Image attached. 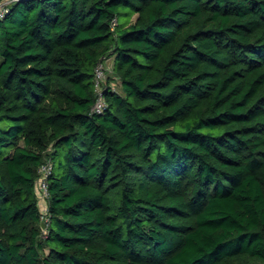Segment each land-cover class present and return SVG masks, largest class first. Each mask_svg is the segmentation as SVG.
<instances>
[{"label": "trees", "instance_id": "trees-1", "mask_svg": "<svg viewBox=\"0 0 264 264\" xmlns=\"http://www.w3.org/2000/svg\"><path fill=\"white\" fill-rule=\"evenodd\" d=\"M121 8L135 15L122 26ZM0 264H264V0L13 3Z\"/></svg>", "mask_w": 264, "mask_h": 264}, {"label": "built area", "instance_id": "built-area-1", "mask_svg": "<svg viewBox=\"0 0 264 264\" xmlns=\"http://www.w3.org/2000/svg\"><path fill=\"white\" fill-rule=\"evenodd\" d=\"M19 0H0V19L8 13L10 6ZM116 19L111 20V26L114 25ZM106 58L98 61L93 69V86L96 92L94 102L91 106L92 111L100 112L104 107V101L101 94V83L105 78L104 61ZM51 170V161L49 159H44L36 168V178L34 180V192L36 196V204L40 213V219L46 224L47 217V176ZM44 228H41V232L44 233Z\"/></svg>", "mask_w": 264, "mask_h": 264}, {"label": "rangeland", "instance_id": "rangeland-1", "mask_svg": "<svg viewBox=\"0 0 264 264\" xmlns=\"http://www.w3.org/2000/svg\"><path fill=\"white\" fill-rule=\"evenodd\" d=\"M134 17H135V15L132 14L129 9L121 8V9H119V13H118L116 18H117V23L122 26V25L126 24L127 22L132 21L134 19ZM110 61H111L110 58H106V60L104 61V66L106 67L105 76L110 72L109 71L110 70ZM115 84H116V81H114V80L110 83V85L114 88L116 87Z\"/></svg>", "mask_w": 264, "mask_h": 264}]
</instances>
